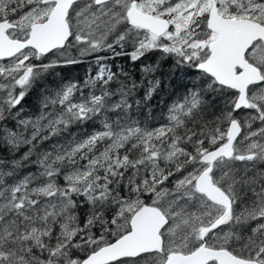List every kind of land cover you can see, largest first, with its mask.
<instances>
[{
  "label": "snow or ice",
  "instance_id": "snow-or-ice-1",
  "mask_svg": "<svg viewBox=\"0 0 264 264\" xmlns=\"http://www.w3.org/2000/svg\"><path fill=\"white\" fill-rule=\"evenodd\" d=\"M0 264H264V0H0Z\"/></svg>",
  "mask_w": 264,
  "mask_h": 264
},
{
  "label": "rangeland",
  "instance_id": "rangeland-1",
  "mask_svg": "<svg viewBox=\"0 0 264 264\" xmlns=\"http://www.w3.org/2000/svg\"><path fill=\"white\" fill-rule=\"evenodd\" d=\"M117 65L123 64V66L127 67L129 71L135 72L136 69L130 67L126 62L122 60H117ZM89 61H85L82 66H69L67 68H58L55 70V74L47 77V80L45 81V84L49 88H54L56 83H58L61 78L66 79H72L76 77L84 78L86 75V72L89 71ZM94 67V65H93ZM170 66L169 64H164L160 68L159 76L161 80L164 82V89L162 91V94L160 97H158L156 100L153 101L152 110L156 113L159 112V110L163 107V101L167 99L168 92L173 90H182V83H186L192 79L191 76L184 77L183 81L180 79V76L182 74H176L174 77H171L170 79ZM33 102L35 103V98L32 97Z\"/></svg>",
  "mask_w": 264,
  "mask_h": 264
},
{
  "label": "trees",
  "instance_id": "trees-1",
  "mask_svg": "<svg viewBox=\"0 0 264 264\" xmlns=\"http://www.w3.org/2000/svg\"><path fill=\"white\" fill-rule=\"evenodd\" d=\"M78 66H82V65H78ZM77 66V67H78ZM76 67V66H75ZM131 67V66H130ZM33 99L32 98H29V101L28 103L25 104V111H28L30 108H31V105L33 104Z\"/></svg>",
  "mask_w": 264,
  "mask_h": 264
}]
</instances>
